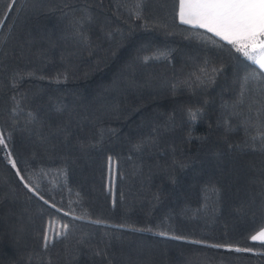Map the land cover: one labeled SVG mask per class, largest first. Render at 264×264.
<instances>
[{"label": "trees", "instance_id": "1", "mask_svg": "<svg viewBox=\"0 0 264 264\" xmlns=\"http://www.w3.org/2000/svg\"><path fill=\"white\" fill-rule=\"evenodd\" d=\"M230 49L173 0H0V264H264V80Z\"/></svg>", "mask_w": 264, "mask_h": 264}, {"label": "snow or ice", "instance_id": "2", "mask_svg": "<svg viewBox=\"0 0 264 264\" xmlns=\"http://www.w3.org/2000/svg\"><path fill=\"white\" fill-rule=\"evenodd\" d=\"M173 3L174 12L181 24L203 29L214 37H219L247 61L258 66L260 71L251 77L253 81L264 80V0H173ZM140 7L141 5L138 3L137 8ZM220 47H224V44H221ZM245 83H248V80ZM249 111H255L258 118L253 120L250 116L246 121L247 127L256 129L260 133L261 140H264V99L257 97L249 105ZM190 116L194 119L196 113L192 112ZM256 139V136L252 137L253 141ZM0 146L7 147L3 132H0ZM9 162L13 168H16L15 160ZM17 175H20L19 169H17ZM20 178L22 181L24 180L23 176ZM24 186L29 187L28 184ZM29 190L34 191L31 188ZM40 198L43 199V197ZM45 203L47 204L48 201ZM50 206L56 207L54 204ZM56 210L61 211L60 209ZM64 215H69V213L65 212ZM74 219H82V217H74ZM57 228H59L58 231ZM67 228L68 225L57 226L54 221L50 222L47 232L43 236L45 245L49 243L50 239L66 235ZM159 235L163 236L166 233H159ZM173 238L179 239V237ZM251 239L264 242V230L253 235ZM191 243L203 244L204 242L191 241ZM205 246L226 248L229 251L237 252L250 251V249H233L230 245L223 244H205ZM97 254L99 255V253Z\"/></svg>", "mask_w": 264, "mask_h": 264}, {"label": "crops", "instance_id": "3", "mask_svg": "<svg viewBox=\"0 0 264 264\" xmlns=\"http://www.w3.org/2000/svg\"><path fill=\"white\" fill-rule=\"evenodd\" d=\"M179 20V18H178ZM219 38V37H218ZM220 39V38H219ZM261 230H264V227H262L261 229H259L258 231H256L253 235H257Z\"/></svg>", "mask_w": 264, "mask_h": 264}]
</instances>
